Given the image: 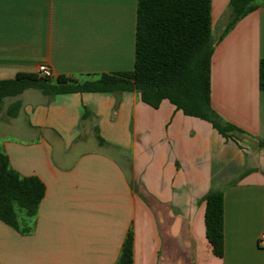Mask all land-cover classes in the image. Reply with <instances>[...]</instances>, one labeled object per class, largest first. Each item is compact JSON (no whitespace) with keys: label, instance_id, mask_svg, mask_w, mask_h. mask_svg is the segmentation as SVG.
Segmentation results:
<instances>
[{"label":"crops","instance_id":"obj_1","mask_svg":"<svg viewBox=\"0 0 264 264\" xmlns=\"http://www.w3.org/2000/svg\"><path fill=\"white\" fill-rule=\"evenodd\" d=\"M229 1L211 0L210 100L235 138L137 91L4 100L0 151L45 194L28 234L0 221V264H116L129 229L133 264H264V5L223 35ZM136 3L0 0V81L40 65L78 81L132 71ZM211 189L223 192L221 258L205 237Z\"/></svg>","mask_w":264,"mask_h":264},{"label":"trees","instance_id":"obj_2","mask_svg":"<svg viewBox=\"0 0 264 264\" xmlns=\"http://www.w3.org/2000/svg\"><path fill=\"white\" fill-rule=\"evenodd\" d=\"M264 5V0H230L226 34L241 18ZM211 0H137L134 33V63L130 72L103 73L94 80L78 81L66 76L55 79L35 73H17L0 81V111L6 98H15L27 89L45 96L72 93H122L137 91L141 101L157 108L167 100L184 115L208 122L224 138L241 134L223 122L213 111L210 100V70L213 52ZM259 89L264 91V59L259 61ZM21 103L17 100L5 110L15 118ZM85 110L83 118L88 116ZM100 145L105 144L96 135ZM264 147V142H258ZM45 194L36 176H20L0 151V221L28 234L26 221L35 217ZM205 202V237L214 256L223 255V192L209 190ZM116 264H133V235L126 233Z\"/></svg>","mask_w":264,"mask_h":264},{"label":"built area","instance_id":"obj_3","mask_svg":"<svg viewBox=\"0 0 264 264\" xmlns=\"http://www.w3.org/2000/svg\"><path fill=\"white\" fill-rule=\"evenodd\" d=\"M35 74L41 78L54 79L53 72L46 65H40L35 71ZM259 243L261 246H264V233L260 236Z\"/></svg>","mask_w":264,"mask_h":264},{"label":"rangeland","instance_id":"obj_4","mask_svg":"<svg viewBox=\"0 0 264 264\" xmlns=\"http://www.w3.org/2000/svg\"><path fill=\"white\" fill-rule=\"evenodd\" d=\"M3 115V114H2Z\"/></svg>","mask_w":264,"mask_h":264}]
</instances>
